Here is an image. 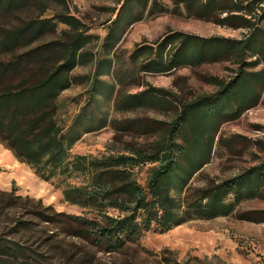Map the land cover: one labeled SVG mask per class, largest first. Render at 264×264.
Returning <instances> with one entry per match:
<instances>
[{"label": "rangeland", "instance_id": "obj_1", "mask_svg": "<svg viewBox=\"0 0 264 264\" xmlns=\"http://www.w3.org/2000/svg\"><path fill=\"white\" fill-rule=\"evenodd\" d=\"M205 4L206 0H194L190 6L181 0H29L0 15V26L4 31L30 20H50L37 37L22 41L17 53L79 34L87 37L69 73L71 86L60 96L61 118L70 124L81 114L76 128L83 136L74 144L73 155L104 157L151 151L185 104L213 94L220 80L236 75L241 62L233 50L168 71L144 70L151 53L137 48L156 49L169 33L243 40L253 31L244 19H223L235 1L220 0L209 8ZM261 6L253 4L243 14L264 31ZM66 16L76 20L65 22ZM261 35L255 51L245 56L247 71L264 70V32ZM178 44L179 40L170 50L162 47L163 58L169 59ZM47 49V59L37 64L51 68L63 62L62 47ZM259 84L257 101L237 116L222 117L235 111L233 99L226 110L215 104L199 109L197 124H214V141L210 161L193 174L182 198L264 161V83ZM140 92H145L143 103L129 104L130 94ZM181 136L177 142H184ZM147 168L148 164L134 171L143 184ZM80 182L79 177L46 181L0 142V264H264V187L259 195L242 199L230 215L191 219L167 231L154 225L137 241L109 251L89 236L86 225L69 217L97 214L65 200L64 188ZM38 211L64 215L54 222ZM109 213L118 215L119 210Z\"/></svg>", "mask_w": 264, "mask_h": 264}, {"label": "trees", "instance_id": "obj_2", "mask_svg": "<svg viewBox=\"0 0 264 264\" xmlns=\"http://www.w3.org/2000/svg\"><path fill=\"white\" fill-rule=\"evenodd\" d=\"M28 1L0 0V15L8 14ZM181 1L190 6L194 0ZM219 1L206 0L205 7ZM233 1L235 6L223 19H244L248 22L246 27H254L245 39L205 38L173 32L164 37L158 48L140 45L137 50L151 53L143 64L144 70L148 71H168L186 61L216 59L233 50L241 62L236 75L227 82L220 80L219 88L213 94L185 104L181 114L171 122L165 137L151 151L133 150L104 157L73 155L74 144L83 136L76 128L81 114L70 124L61 118L63 101L60 96L71 86L69 73L78 64L79 50L85 46L87 37L79 34L66 42L52 41L17 53L20 43L37 37L43 24L50 20H30L23 26L4 31L0 26V142L46 181L81 178L79 184H68L64 188L65 200L97 214L69 217L86 225L90 229L89 236L109 251L129 241H137L154 225L167 231L191 219L230 215L242 199L259 195L264 187L263 161L233 178L181 197L193 174L210 161L215 125L200 127L197 124V119L202 116L199 109L215 104L226 110L230 107L227 101L233 99L235 111L225 112L222 117L237 116L257 101L258 82L264 83V70L247 71V64H244L246 54L249 50L255 51L257 36L262 38L264 31L243 14L253 4L262 5L264 11V0ZM63 19L65 22L76 20L72 16ZM178 40L169 59H164L161 48L169 46L170 50ZM192 41L196 43L189 49ZM49 46L51 50L62 47L65 52L63 62L51 68L37 64L47 59ZM143 96L145 92L132 93L128 102L139 105L143 103ZM179 134L184 142H177ZM146 164L147 179L143 184L134 171L136 168L141 170ZM111 209H118L119 214H110ZM37 213L54 222L64 215L63 212Z\"/></svg>", "mask_w": 264, "mask_h": 264}]
</instances>
